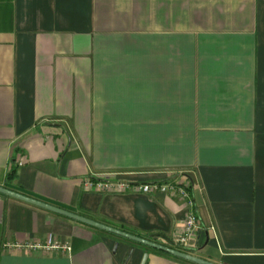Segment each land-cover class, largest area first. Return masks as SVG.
<instances>
[{
  "label": "crops",
  "instance_id": "0c3cea01",
  "mask_svg": "<svg viewBox=\"0 0 264 264\" xmlns=\"http://www.w3.org/2000/svg\"><path fill=\"white\" fill-rule=\"evenodd\" d=\"M165 182L188 254L264 264V0H0V187L162 244L180 198L132 188ZM144 256L192 264L0 194V264Z\"/></svg>",
  "mask_w": 264,
  "mask_h": 264
},
{
  "label": "built area",
  "instance_id": "2783aa9c",
  "mask_svg": "<svg viewBox=\"0 0 264 264\" xmlns=\"http://www.w3.org/2000/svg\"><path fill=\"white\" fill-rule=\"evenodd\" d=\"M16 166L21 165V161L15 159ZM83 188L86 191L97 190L106 192H124L127 188L124 184H115L111 182L99 181L92 178H87L83 183ZM189 184L186 183H153V184H141L136 185L132 189L137 193L146 195H153L156 193H168L174 192L181 200L183 207L186 210V216L184 218L182 233L173 238L170 242L163 241V246L182 249H196L197 248V231L199 229L197 217L193 209V202L189 193ZM53 249H61L68 252L70 249L68 246H52Z\"/></svg>",
  "mask_w": 264,
  "mask_h": 264
},
{
  "label": "water",
  "instance_id": "95a60500",
  "mask_svg": "<svg viewBox=\"0 0 264 264\" xmlns=\"http://www.w3.org/2000/svg\"><path fill=\"white\" fill-rule=\"evenodd\" d=\"M0 194L3 196H6L8 198L23 202L25 204H28L30 206L45 210L47 212H51L53 214L68 218V219L76 221V222H79L81 224H84V225L93 227L95 229L107 232L109 234L124 238L126 240L131 241V242L140 244L142 246H145V247H148L150 249L162 252L164 254L170 255L172 257L178 258L180 260H183V261H186V262H189L192 264H212V263H209L207 261L201 260L199 258H196V257L188 254L187 253L188 251H192L191 249H188V248L182 249L180 247H177L174 249L171 247H166V246H163L160 244H156L154 242H151L150 240L139 238L137 236H133L131 234H127L125 232H121L119 230L109 228V227L103 226L101 224H97L95 222H92V221L87 220L83 217L77 216V215L70 213L68 211H65V210H62L60 208H56L54 206H51V205L45 204L43 202L37 201L35 199L23 196L21 194L15 193L13 191L7 190V189L2 188V187H0ZM153 237H158V236H153ZM145 262H146V256H144L141 264H145Z\"/></svg>",
  "mask_w": 264,
  "mask_h": 264
},
{
  "label": "trees",
  "instance_id": "16d2710c",
  "mask_svg": "<svg viewBox=\"0 0 264 264\" xmlns=\"http://www.w3.org/2000/svg\"><path fill=\"white\" fill-rule=\"evenodd\" d=\"M16 170H17V166L15 164V158L11 157L6 167V172L4 176L5 183H9L15 178ZM188 189L190 190V186Z\"/></svg>",
  "mask_w": 264,
  "mask_h": 264
}]
</instances>
